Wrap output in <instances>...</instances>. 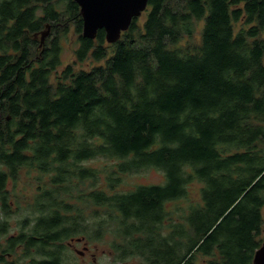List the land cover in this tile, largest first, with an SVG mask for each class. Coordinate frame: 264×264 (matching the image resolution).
<instances>
[{
    "label": "trees",
    "instance_id": "obj_1",
    "mask_svg": "<svg viewBox=\"0 0 264 264\" xmlns=\"http://www.w3.org/2000/svg\"><path fill=\"white\" fill-rule=\"evenodd\" d=\"M148 8L109 44L104 29L83 36L74 0H0V264H67L73 239L107 235L123 264H254L264 0ZM47 24L53 37L40 48ZM71 30L76 59L62 67ZM88 59L105 62L76 68ZM149 167L164 183L121 189Z\"/></svg>",
    "mask_w": 264,
    "mask_h": 264
},
{
    "label": "rangeland",
    "instance_id": "obj_2",
    "mask_svg": "<svg viewBox=\"0 0 264 264\" xmlns=\"http://www.w3.org/2000/svg\"><path fill=\"white\" fill-rule=\"evenodd\" d=\"M148 10L149 8L146 9L139 16V21H138L139 25H142L144 23ZM203 24H204L203 21H200L198 23L196 34L194 38H192L193 42L195 41L199 43L201 41V31L203 28ZM241 25H242L241 22L236 23L235 32H237L241 28ZM78 36H79L78 33H76L74 30H71L68 37L62 40V45H63V49L61 53L63 60L62 67L69 62L73 63L74 60L76 59L74 50L78 47ZM51 37H53L52 27L43 45H41V34L38 35V39L40 40L39 47L43 48L49 42V39ZM192 41L188 39H184L180 44L182 46H185L189 42L193 43ZM109 50L111 51V48ZM104 62H105L104 60L101 62H97L93 59H88L83 62H77L75 66L76 68L79 69L90 70L95 65L102 64ZM62 67L60 69H62ZM91 163L94 166H101L107 164L108 162L101 159L94 161L92 160ZM87 164L90 163L87 162ZM164 181H165V175L162 170L156 167H149L140 173L126 176V178H124V183L121 189L122 190L133 189L138 184H159V183H164ZM194 185H193L194 189L192 190L196 192L197 190L195 187H198V183L195 182ZM35 190L36 188L33 187L32 189H30V193H33ZM262 212L264 219V208ZM23 213L22 212L13 213L9 217L12 230L18 229V221L20 220L21 215ZM262 237L264 238V223H263ZM111 241H112L111 235H107L104 239L99 241H91V240H87L86 238L83 241H76V240L73 241L72 246H70V250H68L71 257L67 260V264H123L121 261H115L114 251L110 246ZM86 246H88V251L84 256H82L80 251L82 252L86 251L85 249Z\"/></svg>",
    "mask_w": 264,
    "mask_h": 264
},
{
    "label": "water",
    "instance_id": "obj_3",
    "mask_svg": "<svg viewBox=\"0 0 264 264\" xmlns=\"http://www.w3.org/2000/svg\"><path fill=\"white\" fill-rule=\"evenodd\" d=\"M80 7L83 19L82 34L86 38L95 39L98 31L105 30L106 41L116 43L127 31L135 17H139L147 8L149 0H74ZM51 30V24L41 33V45ZM38 36V35H36ZM75 241L74 239L72 242ZM76 241H83L77 238ZM87 248V247H86ZM85 248V249H86ZM82 254L83 252L80 251ZM254 264H264V241L256 250Z\"/></svg>",
    "mask_w": 264,
    "mask_h": 264
},
{
    "label": "flooded vegetation",
    "instance_id": "obj_4",
    "mask_svg": "<svg viewBox=\"0 0 264 264\" xmlns=\"http://www.w3.org/2000/svg\"><path fill=\"white\" fill-rule=\"evenodd\" d=\"M87 247V248H86ZM85 248H86V251H84L83 253H82V256H84L85 254H86V252L88 251V246H86Z\"/></svg>",
    "mask_w": 264,
    "mask_h": 264
}]
</instances>
